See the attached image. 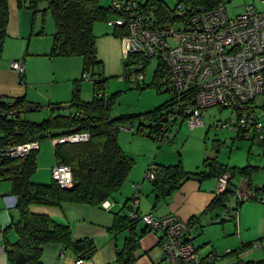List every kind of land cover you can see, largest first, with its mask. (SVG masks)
Returning a JSON list of instances; mask_svg holds the SVG:
<instances>
[{
	"label": "trees",
	"instance_id": "1",
	"mask_svg": "<svg viewBox=\"0 0 264 264\" xmlns=\"http://www.w3.org/2000/svg\"><path fill=\"white\" fill-rule=\"evenodd\" d=\"M113 1L115 0H111L110 7H102L99 5V0H27V8L33 16L38 13L44 16L46 12H49L53 19L54 33L49 56L80 57L82 75L87 73L92 77L93 81L90 83L93 96L90 101H81L78 82H74L70 100V103L74 105L72 111H52L49 118L40 123L22 119L27 106L24 98H16L12 101L0 98V182H10V196L15 198L14 207L18 215L17 221L12 222L2 231L7 264H41L42 246L47 243H54L63 250H70L78 261L91 259L97 250L92 239H73L68 225L59 224L46 215L33 214L29 207L31 205L59 207L63 203L102 207L104 202L120 190L134 165V160L127 156L118 144L119 131L124 127L134 125L136 131L132 134H144L143 122L148 121L151 124L146 137L155 141L152 135L159 136L162 131L163 111L175 102L169 96L164 105L152 111L123 115L117 118L110 116L111 106L116 95L106 96L104 93L105 79L101 77L100 73L95 74V70L101 67V63L96 57V37L92 27L96 21L107 22L111 20L108 18L112 16L114 18L120 16V13H115L113 9ZM138 1L142 13L154 19L156 24L174 21L175 10L169 8L165 0ZM223 1L181 0V3L190 14L199 9L213 10L219 5H223ZM7 23V0H0V49L6 35ZM111 28L113 29L112 35L115 37L122 39L128 35L125 26ZM125 59L124 72L134 62H137L142 65L139 72L144 73L151 61L149 57L142 54L129 55ZM124 74L123 79L126 80ZM166 74L164 65L160 61H156L152 86H155L158 91H164L159 82ZM146 87L143 81L139 86L133 88L144 89ZM187 98L190 99L189 96ZM81 133H87L89 140L53 146L56 164L68 166L71 170L73 185L70 189L59 187L52 179L49 184L31 182L30 178L37 169L36 153L39 149L18 159H9L1 154L10 146L32 142L40 144L46 139L52 141L58 137ZM236 137L242 140L238 135ZM169 142L170 140L166 144ZM204 163L206 164L205 161ZM206 165L207 172L187 173L183 170L181 162L168 167L152 164L146 173L153 174V179L148 181L152 185L155 203L165 200L189 179L217 180L224 174H230L231 180L234 172H238L248 180L252 173L249 166L229 170L215 161ZM230 180L227 190L222 194H216L210 205L196 217L197 219L217 210L225 214V204L229 197L235 195ZM256 192L264 194V184ZM251 201L253 200L248 202ZM243 203L236 199V205L231 207L236 212ZM226 217L237 218L235 215L233 218ZM138 223H141L139 219L115 215L114 224L109 231L113 235L121 232L127 233L122 248L116 250V264H133L138 259L139 256L136 253L141 236L134 233ZM188 224L191 227V221ZM10 229H13L17 237L12 243L7 240V233ZM146 232L148 230L144 226L141 234ZM242 248L244 246L237 252H240ZM257 264H264V257Z\"/></svg>",
	"mask_w": 264,
	"mask_h": 264
},
{
	"label": "built area",
	"instance_id": "2",
	"mask_svg": "<svg viewBox=\"0 0 264 264\" xmlns=\"http://www.w3.org/2000/svg\"><path fill=\"white\" fill-rule=\"evenodd\" d=\"M138 2L113 1V9L120 16L106 23L108 27L127 28L128 35L121 39L125 58L142 54L160 61L166 68L167 74L159 83L175 102L163 111L162 131L159 136L152 135L153 139L160 146L166 144L178 122H186L190 129L201 128L205 110L219 107L230 109L234 115L230 121L220 125L233 128L242 139L256 142L264 153V123L255 110L258 107L256 100H260L259 104L264 101V11L247 6L244 13L229 17L225 7L219 5L210 11L199 9L189 14L181 0H177L174 21L156 24L154 19L142 13ZM9 66L18 75L25 74L23 61H13ZM141 68V63L134 62L124 72V78L132 87L145 80L144 73L139 72ZM83 79L93 81L89 74H84ZM121 130L133 133L136 126ZM88 140L89 135L81 133L58 137L51 143ZM38 149V143L32 142L10 146L1 154L9 159H18ZM51 178L63 189H70L73 185L71 170L65 165L55 164ZM145 179H153V174L146 173ZM229 180L230 174L216 180V194L227 190ZM235 197L240 202L253 200L264 204V194L248 189L235 191ZM10 198L15 204V198ZM133 204L136 206L137 200ZM224 213L232 218L237 216V211L228 203ZM130 217L139 219L148 231L160 236L159 245L165 264H211L217 258L213 251L202 255L192 243L189 224L175 216L156 218L135 212ZM5 262L0 230V263Z\"/></svg>",
	"mask_w": 264,
	"mask_h": 264
},
{
	"label": "rangeland",
	"instance_id": "3",
	"mask_svg": "<svg viewBox=\"0 0 264 264\" xmlns=\"http://www.w3.org/2000/svg\"><path fill=\"white\" fill-rule=\"evenodd\" d=\"M165 3L169 8H174L177 0H165ZM99 5L110 7L111 0H99ZM223 6L229 17L244 13L247 6H253L258 11H264L263 0H224ZM113 18L114 16L108 19ZM34 20L39 29H43L42 41L44 44L42 48H45V51L48 50L49 52L54 33L51 14L49 12H46L44 16L37 14ZM92 31L96 37V57L101 63V67L95 70V74L100 73L101 77L105 79V95H116L110 111L112 118L152 111L168 101L169 95L166 92L158 91L155 86H152V83H154L153 72L156 66L155 60L152 59L149 62L144 72V85L147 87L144 89L133 88L123 79V65L126 63V59L123 56L121 39L112 35L113 29L108 27L105 21H96L93 24ZM39 63L41 64L40 68L44 69L45 72L42 79L47 85L45 91L55 85L52 88L53 94L71 100L73 79L70 82L68 81L69 73H67V68L72 67L73 72L74 70L76 71L74 80L79 85L80 100L86 102L92 99V84L83 79L80 57L51 58L46 56L41 58ZM53 67H55V75L52 73ZM259 102L260 100L257 99L256 103L258 107L255 110L261 116V120L264 123V101L260 104ZM50 115L51 110L44 107L30 113L25 112L22 118L29 122L40 123L49 118ZM232 117L234 115L230 109L209 108L204 112L203 127L190 129L186 122H178L169 134L170 142L161 146L144 134H132L124 130L119 131L117 141L123 152L133 155L136 160L134 166H139L146 157L155 156L158 150H165L164 156L169 158V161L172 156L176 157L173 165L177 164L180 160L182 168L186 172H193L197 168H200L202 171L203 169L208 170L206 164L213 161L229 170L249 166L252 169V173L248 178L251 187L261 189L264 184L263 149L256 142L238 139L233 128L222 127L220 125L221 123L230 121ZM140 123L142 124V122ZM179 123L181 124L180 126ZM150 124L148 121L143 122V133H147ZM39 146L40 149L36 153L37 169L30 180L33 183L49 184L51 182V168L54 165L53 145L51 141L46 139L41 141ZM158 147L161 149H158ZM144 181L148 182L145 178ZM244 182L245 180L241 174L234 172L230 180L232 190L240 191L243 189ZM127 184L128 181L125 180L120 190L114 193L111 198L124 195ZM6 197H11L10 182L2 181L0 182V225L2 228L8 223L15 222L10 221V215L6 213V205L4 203ZM227 203L231 206L236 205L234 194L229 197ZM11 211H13V220H16L17 212L15 207L12 206ZM219 212V210L213 212V215L218 214L217 217L213 216L217 225L208 226L207 230L200 236L198 234L195 235L193 240L194 246L197 247V245L203 242L207 243L200 251L201 253L213 251L217 254V258L211 264H257L262 260L264 257V204L253 201L244 202L239 210L242 218L241 227L238 225V222L235 224L226 215H221ZM125 215L127 214L125 213ZM141 229H143V225L138 223L137 230L139 234L142 233ZM123 234L121 232L116 235H119L120 239ZM7 236H9L10 240H14V236L16 237V235L13 229L9 230ZM10 240L8 239L9 242H11ZM241 246H244V248L240 252H237Z\"/></svg>",
	"mask_w": 264,
	"mask_h": 264
},
{
	"label": "crops",
	"instance_id": "4",
	"mask_svg": "<svg viewBox=\"0 0 264 264\" xmlns=\"http://www.w3.org/2000/svg\"><path fill=\"white\" fill-rule=\"evenodd\" d=\"M27 6V0H7L8 23L6 35L0 49V98L8 101H12L16 98H24L27 105H35L37 108L36 110L45 107L50 109L51 112H66L51 109V107L56 105L70 104V100L53 94L52 88L55 85H53L51 89L45 91L47 85L44 80H42L45 72L44 69L40 68L41 64L39 60L49 56L51 48L49 52L48 50L45 51V48H42L44 44L42 41L43 29H39L36 25L34 19L37 14L33 16ZM40 32L41 34H39ZM18 60L24 63L25 74L23 76L18 75L9 66L11 62ZM52 73L55 75V67H53ZM67 73H69L68 81L70 82L73 79L74 84V82H76V80H74L76 71L74 70L73 72V68L69 67L67 68ZM71 109L69 110L71 111ZM180 125L179 123V126ZM158 149L161 148L158 147ZM164 152L166 151L158 150L155 156L143 159L139 166H134L136 160L133 155L124 152L134 160V165L126 178L128 184L125 194L120 195V197H110L102 204V207L75 203H63L59 207L31 205L29 207L31 213L46 215L59 224L68 225L73 239H92L97 249L91 259L78 261L70 250H63L57 244L47 243L42 246L40 263L77 264L81 262V264H116V250L122 248L124 239L127 236V233L124 232L123 236L119 239V235H113L109 231L114 224L116 214L130 217L132 213L136 212L139 215H152L156 218L175 216L187 223L191 221L190 237L192 243L195 235L198 234V236H200L207 230L208 226L213 224L217 225L214 217H217L218 214L214 213L215 215H213V212L202 215L198 219L196 218L210 205L216 195L215 179L202 181L193 179L186 180L165 200L155 203L152 185L149 181L147 183L144 181V174H146L145 172L152 164L162 167L174 166L173 164L176 161V157L174 158L172 156L169 161V158L164 156ZM178 156L180 155L178 154ZM179 162L181 161L179 160ZM55 164L56 162L54 160V165ZM201 171L200 168H197L195 171L187 173ZM202 172H207V170L203 169ZM244 180L243 189L251 191L260 190L258 188H252L250 181ZM135 200H137L136 206L133 204ZM4 203L6 205V213L10 215V221L16 222L18 215H16V220H13V211H11L12 206L14 207L13 200L10 197H6ZM240 206L238 207L237 218L231 220L235 224L238 222V225L241 227L242 218L239 214ZM125 213L127 215H125ZM219 213L221 215L223 214L222 212ZM10 224H6L4 228L0 225V230L3 231ZM143 229H141V231ZM134 233L137 236H141V238L136 253L139 257L133 264H165L159 245L160 236L150 231L145 234H139L137 226ZM15 238L17 237L14 236V240H16ZM8 239L10 240L9 236H7V240ZM14 240L11 239V243L14 242ZM206 244L207 243L203 242L195 247L200 251ZM200 245L202 246L200 247ZM201 254L206 255L208 252ZM5 264L7 263L5 262Z\"/></svg>",
	"mask_w": 264,
	"mask_h": 264
},
{
	"label": "water",
	"instance_id": "5",
	"mask_svg": "<svg viewBox=\"0 0 264 264\" xmlns=\"http://www.w3.org/2000/svg\"><path fill=\"white\" fill-rule=\"evenodd\" d=\"M56 1V0H55ZM74 105L72 103L70 104H65V105H56L51 107L52 110H62V111H67L69 109H71ZM36 106L32 105V104H28L26 107V112L30 113L33 111H36Z\"/></svg>",
	"mask_w": 264,
	"mask_h": 264
}]
</instances>
